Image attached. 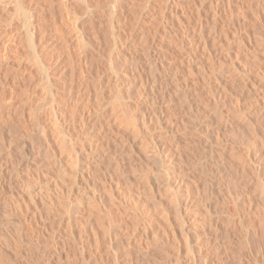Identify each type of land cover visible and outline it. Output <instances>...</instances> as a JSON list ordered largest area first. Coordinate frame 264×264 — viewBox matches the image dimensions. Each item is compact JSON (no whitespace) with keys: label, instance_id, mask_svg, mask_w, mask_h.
I'll list each match as a JSON object with an SVG mask.
<instances>
[{"label":"rangeland","instance_id":"1","mask_svg":"<svg viewBox=\"0 0 264 264\" xmlns=\"http://www.w3.org/2000/svg\"><path fill=\"white\" fill-rule=\"evenodd\" d=\"M139 3L137 15L140 14V18L137 20L126 19L113 28L107 22L100 25L79 20V30L83 27L85 32L84 43L78 45L74 32L67 38L70 49L60 43L58 51L63 48L61 52L68 59L67 71L71 65L74 67L66 74V79H52L58 85L54 83V91H59L63 85L59 91L61 95L58 94L59 101L52 102L43 95L47 80L38 67L30 66L29 59L34 60V55L25 40L18 41L15 49H19L12 52L18 58L3 62L0 59V85H4L0 86V93L6 92L1 94L2 97L0 95V175L3 176H0V238H3L0 239V264H115L112 252L106 250L109 238L103 237L107 231L105 222H108L105 217L112 208L115 212L120 210L116 216L113 211L108 214L117 219H112L113 223L116 221L114 224L117 225L121 221L122 232H128L123 237L124 233L117 229L120 234L116 232L114 235L125 238L133 234L135 237L130 250L134 249L128 256V259L133 258L126 264H264V114L252 112L259 106L256 103L264 104V0H175L176 5H168L165 0H140ZM215 10L220 14L216 16L221 19L219 24H224L225 28L223 26L220 30L218 24L217 31L219 29L220 32L207 37L210 42L205 55L197 53L195 68L188 69L181 62V52L177 51L181 38H186L188 32L197 33L195 30H198L200 21L212 24ZM209 27L206 32L210 31ZM193 37L189 35L187 40L193 42L196 39ZM70 38L74 39L71 41ZM144 42L148 44L144 46ZM192 44L186 47H195ZM82 45L90 52V63L85 73L79 66ZM148 45H152L153 53L164 63L160 71L169 68V63L176 68L173 71L176 70V76L181 80L178 78L179 82H175H181L188 92L186 100L193 104L191 109L186 107L183 111L180 107L181 98L178 95L174 97L175 89H172L169 79L165 80L170 84L168 86V83H163L164 79L153 85V81L147 79L148 75L142 72L152 56H149L151 51L149 55L145 53ZM133 52L138 58L131 54ZM68 54L75 59L72 61L66 56ZM15 62L19 63L18 67ZM135 62L137 69H134ZM26 64L33 68L29 69ZM7 69L12 73H8L9 78L5 80L3 76L6 74L3 73H7ZM252 78L260 88L251 86ZM160 88L162 93L158 92ZM169 89L174 94H170ZM13 91H17L16 94ZM6 96L9 102H4L8 100ZM99 98L104 99V103ZM54 104L59 110L56 113L60 116V124L66 127L67 132L61 146V141L55 140L58 137L46 115L45 108ZM152 110L156 111L155 115ZM130 113L142 119L143 114L149 113L155 119L150 117L148 120L154 122L158 115L163 119L159 130L152 131L153 136H158L155 141L159 146L164 141L166 143L169 136L178 139L172 145L176 146L173 148L174 164H179L175 166V175L180 172L182 176L180 199L187 202L183 216L175 210L177 200H174L173 188L166 185L165 176H149V168L158 170L153 160L160 147L153 149L155 144L150 133L136 136L134 128L124 121ZM148 125L153 127L150 122ZM43 130L48 133L49 150ZM63 144L65 151L62 150ZM74 144L80 152L90 150L106 157L102 158V164L92 166L83 178L79 177V185L86 188L94 200H84L82 205L76 206L71 213L76 222L68 225L64 198L68 197V189L76 185L72 182L64 186L57 183L58 174L47 169L46 160L55 148L56 154L66 162L67 149ZM162 160L166 161L163 157ZM178 166L182 168L180 171ZM115 167L121 173L116 172ZM21 180L32 187L25 188L19 183ZM94 192L95 195H91ZM121 212L126 216H121ZM119 213L121 215L117 216ZM91 223L100 228L94 229L98 233V247L91 248L88 240L86 254L90 257L84 260L80 253L86 245L84 237L90 236ZM81 224L89 226L88 230L84 231L86 225L83 227ZM70 229L74 232L72 236ZM104 230L105 235L102 234ZM123 241L126 242V238ZM123 241L118 244L120 248L115 245L125 255ZM116 246L114 249L117 250Z\"/></svg>","mask_w":264,"mask_h":264},{"label":"bare ground","instance_id":"2","mask_svg":"<svg viewBox=\"0 0 264 264\" xmlns=\"http://www.w3.org/2000/svg\"><path fill=\"white\" fill-rule=\"evenodd\" d=\"M139 1L140 0H0V59H2V62L3 61H5V60H10V59H12V58H14V57H17L18 58V56H14L13 55V50L14 51H17V49H19V48H16L15 49V47L18 45V41H21V40H25L26 42H27V44H28V46L33 50V55H34V60L33 59H31L32 61H30V59H29V63H30V66H34V67H38L42 72H43V74H44V78L47 80V86H46V88H45V94H43L44 96H46V98H48V99H51L52 100V102H56V100H58L59 101V96H58V94H60V92H61V88L63 87V85H62V87H60V89H59V91L56 89V91H54L55 90V88H53V86H54V83H53V80H57V79H55L56 77H58V78H61V79H63V77L65 78V76H66V74L67 73H69V72H72L71 70H73V67L74 66H72L71 65V67H70V71H67L68 70V65H67V63H66V57H65V55H64V53H62L63 52V48L62 49H60V51H58L59 50V48L61 47H59V45H60V43H63L64 45H63V47L65 46V48L66 49H68V47H69V49L71 48L70 46L71 45H69L70 43H68L69 42V40L67 39L70 35H68V34H70L71 32H74L76 35H75V37H76V40H78V45L80 44V46H81V44H83L84 43V40H85V32L82 30L83 29V27L82 28H80L81 29V31L79 30V26H78V21L79 20H81L82 22L84 21V22H87V21H89V22H98L100 25L102 24V25H104L105 24V22H107V23H109V25L111 24V27L113 28V25H116V24H120V23H123L126 19L128 20V19H130V18H134V20L136 19L137 20V18H140V14L139 15H137V12H138V10H140L139 8H140V3H139ZM143 2V1H142ZM156 2V1H155ZM165 2H167L168 3V5L169 4H173V5H176L175 4V0H165ZM229 2V1H228ZM148 3V2H147ZM144 4H145V2H144ZM170 5V7H172ZM147 6H148V4H147ZM142 7V6H141ZM168 8H169V6H168ZM238 8V7H237ZM172 9H174V8H172ZM171 9V10H172ZM176 9V8H175ZM178 9V8H177ZM140 12V11H139ZM220 16V14H219V11H217V10H215L214 11V17H213V23L211 24V22H210V24H208V22H199L200 24H198V30H195V32L196 31H198L197 33H194V31L191 33L190 32V34H189V32H188V34H187V37H189V35H194V37H196V39H194L193 40V42L192 41H188L187 40V37L186 38H181V41H180V47L178 48V50L177 51H180L181 52V59L183 60H181V62L182 63H184V65L185 66H187L186 68H188V69H193V68H195V66L194 65H196L197 64V62H196V60H195V56H196V54L197 53H200L201 52V55H203L204 54V51L208 48V46H209V42H210V38H207L208 36L210 37V35L212 34V33H216V32H220L219 31V29H218V31H217V28H218V26L220 25L219 24V22H221L220 20L221 19H218L216 16ZM234 19V18H233ZM139 21V20H138ZM81 22V23H82ZM80 23V24H81ZM96 23H94V24H96ZM106 23V24H107ZM91 25H92V23H90ZM89 24V25H90ZM219 24V25H218ZM97 25V24H96ZM122 25V24H121ZM226 25V24H225ZM84 27H85V25H83ZM87 26V25H86ZM93 26V25H92ZM95 26V25H94ZM93 26V27H94ZM208 26H211V27H209V28H211L210 29V31L209 32H206V28ZM224 26V24H222V26L220 25L219 27H220V30L222 29V27ZM91 27V26H90ZM174 27V26H173ZM108 28V27H107ZM224 28H225V26H224ZM87 29V28H86ZM89 29V28H88ZM94 29V28H93ZM105 29V28H104ZM178 29V28H177ZM95 30V29H94ZM99 30V29H98ZM102 30H103V28H102ZM114 30V29H113ZM170 30V29H169ZM173 30H174V28H173ZM172 29L170 30V32L171 31H173ZM209 30V29H208ZM119 31V30H118ZM175 31V30H174ZM174 31H173V33H174ZM178 31H179V29L176 31L177 33H178ZM91 32V31H90ZM170 32H168V33H170ZM181 32V31H180ZM224 32H225V30H224ZM96 33H97V31H96ZM95 33V34H96ZM87 34H88V31H87ZM110 34V33H109ZM115 34L116 33H114V36H115ZM217 34V33H216ZM235 34V33H234ZM98 35H99V33H98ZM110 35H112V34H110ZM147 35V34H146ZM215 35V34H214ZM214 35H213V37H214ZM117 36V35H116ZM145 36V35H144ZM167 36V35H166ZM176 36V35H175ZM174 36V37H175ZM179 36V35H178ZM264 36V35H263ZM262 36V38H264ZM74 37V36H73ZM173 37V38H174ZM181 37V36H180ZM192 37V36H191ZM190 37V38H191ZM193 37V38H194ZM212 37V36H211ZM217 37V36H216ZM78 38V39H77ZM143 38V37H142ZM170 38V37H169ZM71 39V38H70ZM74 39V38H73ZM73 39H71V41L73 40ZM120 39V38H119ZM118 39V40H119ZM146 39H148V38H146ZM172 39V38H171ZM217 38H215V40H216ZM143 40V39H142ZM179 40V39H178ZM211 40H213V39H211ZM215 40H213V41H215ZM262 40H264V39H262ZM70 41V42H71ZM170 41V40H169ZM175 41V40H174ZM86 42H87V39H86ZM119 42V41H118ZM150 41H148V43H149ZM22 43V42H21ZM97 43H99V42H97ZM147 43V44H148ZM170 43H171V41H170ZM174 43V42H173ZM191 43H193L191 46H195V47H192V48H190V47H186L187 45H189V44H191ZM143 44V43H142ZM145 42H144V46H145ZM146 44V45H147ZM150 44V43H149ZM211 44V43H210ZM77 45V46H78ZM86 45V44H85ZM118 45V44H117ZM19 46H20V44H19ZM26 46V45H25ZM79 46V47H80ZM83 47L82 48H84V45H82ZM149 46V45H148ZM27 47V46H26ZM112 47H115L114 45L112 46ZM111 47V48H112ZM147 47V46H146ZM145 47V53H147L148 54V52H152V54L151 53H149L148 55L149 56H151V57H149L147 54H145V55H147V57H149V62L150 63H148L147 65H143L144 67H143V73L144 74H146V75H148L147 77V79H150V81H153V85H154V83L155 82H158V81H161V79H164L163 80V83H168V82H166L167 81V79H169V82L171 81L172 83H171V86H172V89L174 90L175 89V95H174V97L176 96V95H178V98H179V96H180V98H181V103L179 104L180 105V107L183 109V111H184V109L186 108V107H190V108H186V109H191L192 107H193V104H190L187 100H186V94L188 93V92H186L184 89H183V87H182V85H181V82L180 83H176L175 81H178L179 82V80H178V78L179 77H177L176 76V70L175 71H173L174 69H176V68H174V66H173V64H170L169 62V68L167 67V68H165L164 69V71H160V70H163V68L161 69L160 68V66L162 67V65L164 64V63H162V62H160V60H159V58L158 57H156V55L153 53V51H154V49H153V47H152V45L151 46H149L148 48H146ZM257 47V46H256ZM24 48V47H23ZM82 48H80L79 50L81 51L80 53H79V62H80V69H82L81 70V72H83V73H85L86 72V70H87V64H88V62L90 61H88V56H89V54H88V52H87V49L85 50V48L84 49H82ZM27 49V48H26ZM177 49V48H176ZM256 49V48H255ZM61 50H62V52H61ZM22 51V50H21ZM70 51V50H69ZM118 51V50H117ZM262 51H264V50H262ZM65 52H67V51H65ZM175 52H176V50H175ZM255 52H257V51H255ZM90 53V52H89ZM209 53V52H208ZM15 54V53H14ZM18 53L16 52V55H17ZM21 54V53H20ZM67 54V53H66ZM120 54V53H119ZM122 54V53H121ZM133 56H135V57H137V55H136V53L135 52H133V53H131ZM130 54V55H131ZM69 55V54H68ZM68 55H66L67 57H70V55L72 56V54H70L69 56ZM111 55V54H110ZM205 55V54H204ZM116 56H118V55H116ZM120 56V55H119ZM229 56V55H228ZM24 57V56H23ZM134 57V58H135ZM20 58V57H19ZM71 58V57H70ZM138 58V57H137ZM14 59H16V58H14ZM13 59V61H15ZM75 59V58H74ZM74 59H72L71 58V60L73 61ZM113 59V58H112ZM22 60V59H21ZM21 60L19 61V62H21ZM110 60V59H109ZM114 60H116L115 58H114ZM140 60V59H139ZM12 61V60H11ZM28 61V60H27ZM67 61H68V59H67ZM71 61V62H72ZM111 61V60H110ZM17 62V61H16ZM15 62V64H17L16 66L18 67V64L19 63H16ZM26 62V61H25ZM121 62V61H120ZM137 62V61H136ZM136 62L134 63L135 64V66L134 67H136ZM27 63V62H26ZM70 63V62H69ZM90 63V62H89ZM147 63V62H146ZM167 63V64H168ZM1 64V63H0ZM70 64H73V63H70ZM69 64V65H70ZM74 64H75V62H74ZM139 64V63H138ZM183 65V64H182ZM23 66V65H22ZM26 66H28V68H29V65H27L26 64ZM114 66H118V65H114ZM176 66V65H175ZM123 67V66H122ZM13 68L14 67H12V70H13ZM33 67H30L29 69H32ZM112 68V67H111ZM117 68V67H116ZM15 69V68H14ZM18 69V68H17ZM35 69V68H34ZM37 69V68H36ZM134 69H137V67L136 68H134ZM160 69V70H159ZM1 70V69H0ZM12 70H8L7 69V73H3V74H6V75H4L3 77V79H5V80H8V73H10ZM23 70V69H22ZM20 71V70H19ZM18 71V72H19ZM75 71V70H74ZM74 71H73V73H74ZM140 71V70H139ZM258 71H260V75H262V73H261V70H258ZM263 71V70H262ZM2 72H3V70H2ZM6 72V71H5ZM76 72V71H75ZM12 73V72H11ZM142 73V74H143ZM13 74H15V73H13ZM22 74V73H21ZM72 74V73H71ZM142 74H141V76H142ZM258 74V75H259ZM17 75V74H16ZM73 75H75V74H73ZM256 76H257V74H255ZM69 76V75H68ZM71 76V75H70ZM140 76V75H139ZM145 76V75H144ZM11 77V76H10ZM16 77V76H15ZM21 77V76H20ZM143 77V76H142ZM0 78H2V77H0ZM14 78V77H13ZM70 78H72V77H70ZM69 78V79H70ZM145 78V77H144ZM22 78H20L19 80H21ZM53 79V80H52ZM66 79V78H65ZM146 79V80H147ZM152 79V80H151ZM180 79V78H179ZM4 80V81H5ZM16 80V79H15ZM60 80V79H59ZM70 80H72V79H70ZM166 80V81H165ZM181 80V79H180ZM10 81V80H9ZM14 81V80H13ZM58 81V80H57ZM73 81V80H72ZM71 81V82H72ZM11 82V81H10ZM22 81H20V83H21ZM63 82L65 83L66 82V80H63ZM69 82V81H68ZM133 82V81H132ZM147 82V81H146ZM2 83H4V82H2ZM13 83V82H12ZM60 83V82H59ZM58 83V84H59ZM118 83V82H117ZM149 83V82H148ZM162 82H160V84L162 85L163 84ZM18 84V83H17ZM56 85H57V83H55ZM62 84V83H61ZM152 84H150L151 86H152ZM159 84V83H158ZM157 83H156V86L158 85ZM160 84H159V87H160ZM183 84V83H182ZM251 86H253V88H260V85L257 83V82H255V80H253V78H252V80H251ZM5 85H7L8 86V84H5ZM10 85V84H9ZM14 85H16V84H14ZM146 85V84H145ZM164 85V84H163ZM168 85H170L169 83L167 84V86ZM185 85V84H184ZM0 86H4V85H0ZM7 86H5V87H7ZM45 86V85H44ZM58 86V85H57ZM113 86H114V84H113ZM112 86V87H113ZM147 86V85H146ZM167 86H166V88H167ZM4 87V88H5ZM9 87H11V86H9ZM14 87H17V86H14ZM18 87H20V86H18ZM65 87V86H64ZM69 87V86H68ZM116 86H114L113 88H115ZM163 87V86H162ZM2 88V87H1ZM153 88V87H152ZM164 88V87H163ZM165 88V89H166ZM184 88L186 89V87L184 86ZM3 89V88H2ZM5 89H8V88H5ZM12 89V88H11ZM54 89V90H53ZM13 90V89H12ZM15 90H18V89H16L15 88ZM63 90V89H62ZM70 90H71V88H70ZM111 90V89H110ZM153 90V89H152ZM159 90H161V88L159 89ZM163 90V89H162ZM162 90L161 91H158V92H161L162 93ZM170 90V94H172L173 92H172V90L171 89H169ZM0 91H1V89H0ZM9 91H10V89H9ZM69 91V90H68ZM3 92V91H2ZM7 92H8V90H7ZM11 92V93H10ZM9 92V95H10V98H11V100H13L12 99V97L11 96H13L12 95V91H10ZM13 92H15V94H16V92L17 91H13ZM64 92H66V90H64ZM63 91H62V93H64ZM143 92V91H142ZM6 93V92H5ZM4 93V94H5ZM19 93V92H18ZM69 93H71V92H69ZM164 93V92H163ZM1 94H3V93H0V95ZM3 94V95H4ZM14 94V93H13ZM66 94V93H65ZM168 94V93H167ZM167 94H165L166 96H167V98L169 97V94L167 95ZM174 94V93H173ZM8 95V96H9ZM61 95V94H60ZM68 95V94H67ZM139 95L141 96V92L139 93ZM162 95V94H161ZM188 95V94H187ZM8 96H6V99H8L7 101H4V102H9V98H7ZM16 96V95H15ZM1 97H2V95H1ZM62 97L64 98L65 96H63L62 95ZM71 97V96H70ZM102 97V96H101ZM114 97V96H113ZM154 97V96H153ZM160 97H162V96H160ZM159 97V98H160ZM4 98V97H3ZM14 98V97H13ZM98 98V97H97ZM103 98V97H102ZM158 98V99H159ZM61 99V98H60ZM99 99H101V98H99ZM155 99H157V98H155ZM62 101H63V99H61ZM70 100V99H69ZM102 100V99H101ZM104 100V99H103ZM103 100L101 101V103L103 102ZM106 100V99H105ZM2 101V100H1ZM46 101V100H45ZM61 101V102H62ZM66 101V100H65ZM100 103V102H99ZM104 103V102H103ZM51 103H49V105H50ZM256 104H258L259 106H257V107H254L253 109H252V112H253V114H256L257 112H262L263 114H264V104H263V106H261L259 103H256ZM256 104H253V105H256ZM45 105V104H44ZM47 105H48V103H47ZM102 105V104H101ZM252 105V106H253ZM46 106V105H45ZM57 106H56V104H54V105H51V106H49V107H46L45 109H46V115L48 116V118H49V120L51 121V124H52V126H53V129H54V131H55V136H57L56 138L57 139H55L57 142L60 140L61 142H60V145L59 146H61V144H62V142L64 143L65 141H64V139H65V137L67 136V132H66V127L64 128V127H62L61 126V124H60V119H59V115H57L58 113H56V112H58L57 111V109L58 108H56ZM84 107V106H83ZM160 107V106H159ZM60 108V107H59ZM62 108V107H61ZM163 108V107H162ZM64 109H65V106H64ZM63 109V110H64ZM159 109V108H158ZM84 110V109H83ZM153 112H154V110H152ZM159 111V110H158ZM191 111V110H190ZM72 112V111H71ZM76 112V111H75ZM153 112H151V113H153ZM156 112V111H155ZM153 113L154 115L156 114V113ZM192 112V111H191ZM38 113V112H37ZM84 113V112H83ZM129 113V112H128ZM150 113V112H149ZM143 114V119L139 116V115H135V114H128V115H126L125 116V122H128V124H130L133 128H134V131L136 132V136H143V135H145V134H147V133H150V137H151V139L154 141V146L153 145H151V146H153V149L154 148H156L157 146H159L158 144H157V141H155L156 139H157V137L158 136H153V133H152V131H155V130H159V127H160V125L161 124H163V119L162 118H160L159 117V115H158V113H157V120L154 122L153 120H148L150 117H153V116H151L150 114ZM64 114V113H63ZM62 114V115H63ZM76 115V114H75ZM125 115V114H124ZM15 116V115H14ZM33 116V115H32ZM39 117V116H38ZM72 118V117H71ZM154 118V117H153ZM66 119V118H65ZM75 119V118H74ZM82 119H83V115H82ZM81 119V120H82ZM155 119V118H154ZM10 120V119H9ZM86 120V119H85ZM85 122V121H84ZM150 122V124L151 125H153V127L151 128V126H149L148 125V123ZM93 124H95V123H93ZM165 125V124H164ZM167 125V124H166ZM64 126V125H63ZM172 126V124L170 125V127ZM169 127V128H170ZM43 128H45V127H43ZM46 129V128H45ZM67 129H68V127H67ZM166 129V128H165ZM171 129V128H170ZM71 130V129H70ZM69 130V131H70ZM169 130V129H168ZM171 130H173V128L171 129ZM44 132V139H46V144H47V149L49 150V143H50V140L48 141V133L46 132V130H43ZM72 132V131H71ZM169 132V131H168ZM173 132V131H172ZM80 133V132H79ZM83 133V132H82ZM72 134V133H71ZM84 134H86L85 132H84ZM69 135V134H68ZM73 135V134H72ZM146 136V135H145ZM73 138H75V137H73ZM78 138V137H77ZM81 138V137H80ZM175 137L174 136H169L168 138H166V141L168 142V145L166 146V143H165V141L164 142H162V146H159L160 148L158 149V151L155 149V151H157V153L156 152H153V153H156V155L154 156L155 157V159L153 160L154 161V163H155V166L157 165L158 166V170H156V168L153 170V169H150L149 168V170H147L148 171V173H149V171H150V174H149V176L151 177H155V176H157V175H163V176H165V178H166V185H168V186H171L172 188H173V190H174V200H177V202H176V207H175V210L178 212V215H180V216H183V208H184V204H187V202H185L184 200H181L180 199V194L179 193H181L180 192V188L182 187V176H181V174H180V172H178V174H176L175 175V173H177V171H175L176 169H175V166H177V165H179V164H177V165H175L174 164V159L173 158H175V157H173L174 155H173V153H174V149L173 148H175L173 145H172V142L174 143L175 141H176V139H174ZM59 139V140H58ZM79 139V138H78ZM83 138H81L80 140H82ZM74 140V139H73ZM178 140V139H177ZM68 141V140H67ZM78 142V141H77ZM152 142V141H151ZM53 143V142H52ZM56 143V142H55ZM147 143H149V142H147ZM153 143V142H152ZM176 143V142H175ZM69 144V143H68ZM76 145H77V143H76ZM76 145L74 144L73 146H71L69 149H67L68 150V160H66V162L65 161H63L61 158H60V155H57L56 154V149L54 148V150H53V152H52V156L50 157L48 154H46V155H48L50 158H48L47 160H46V165H48V167H47V169L49 170V169H51V170H53V171H55L56 172V174H58L57 176H58V180H57V183H59V184H61L62 186H64L63 184H65V183H69V182H72V184L73 185H76V186H71V188H66V190L68 189L70 192H66V196H67V193H68V197H66L65 195V197L66 198H64V196H62L66 201H65V203H66V214H67V217H66V220L68 221L67 223H68V225H73V223L74 222H76V221H74V219H73V216H72V214L71 213H73V211H75V209H76V206H80V205H82V203H84V200L86 201V202H89V200L90 199H92V198H94V197H90V195H88V191H87V189L86 188H83V187H81L79 184H81L80 182H79V177L80 178H83L84 177V175H85V173H88L90 170H91V167L92 166H97V165H99L100 163H101V160H102V158L104 157H106V155L104 156L103 155V157H102V153L100 154V152H98V154H95V153H93V152H90V150H85L84 151V149L82 150V152H80L79 150H78V148L76 147ZM50 146H52V145H50ZM64 146H65V144H63V149L62 150H64L65 151V149H64ZM173 146V147H172ZM61 147V148H62ZM67 147H65V148H67ZM162 147V148H161ZM51 148V147H50ZM152 151H154V150H152ZM50 152V151H49ZM67 152V151H66ZM95 152H96V149H95ZM47 153V152H46ZM105 153V152H104ZM50 154V153H49ZM46 155H45V157H46ZM177 155V154H176ZM114 156V155H113ZM112 156V157H113ZM117 157H119V156H117ZM117 157H114V158H117ZM162 157L166 160V161H164V160H162ZM177 157V156H176ZM103 158V159H104ZM114 158H112V159H114ZM120 158V157H119ZM46 159V158H45ZM106 160V159H105ZM105 160H103V161H105ZM170 160V161H169ZM45 161V160H44ZM153 161H151V163H153ZM169 161V162H168ZM109 162H110V160H109ZM117 162H119L118 160H117ZM121 163H123L122 161H121ZM153 163V164H154ZM102 164V163H101ZM103 164H105V163H103ZM108 164H110V163H108ZM115 164H116V162H115ZM153 164H151L150 165V167L152 166L153 167ZM112 165V164H111ZM121 165V164H120ZM123 165V164H122ZM173 165V166H172ZM116 166V165H115ZM117 166H119L118 164H117ZM116 166V167H117ZM149 166V165H148ZM156 166V167H157ZM101 167V166H100ZM99 167V168H100ZM111 167V166H110ZM109 167V168H110ZM114 167V166H113ZM115 167V168H116ZM146 167H147V165H146ZM182 167V166H181ZM93 168V167H92ZM102 168V167H101ZM178 168H179V170L178 171H180L181 169H180V166H178ZM177 168V169H178ZM114 169V168H113ZM117 169V168H116ZM175 169V170H174ZM95 170H101V169H96L95 168ZM111 170H112V168H111ZM118 170L119 169H117V171L116 172H118ZM183 171V170H182ZM115 171L113 172L114 174L116 173ZM118 173H121V171H119ZM204 173V172H203ZM3 174H4V172H3ZM2 174V175H3ZM9 174H11L12 175V173H9ZM117 174V173H116ZM183 174V173H182ZM148 175V174H147ZM1 176V175H0ZM148 176V177H149ZM1 177H3V176H1ZM4 177H6V176H4ZM29 178V177H28ZM27 178V179H28ZM23 179V178H22ZM25 179V178H24ZM158 178H155V180H157ZM4 180V179H3ZM26 180V179H25ZM25 180H23L24 181V184H22L23 183V181L22 182H19V183H21V185H24L25 186V188H31V187H29L30 186V184L29 183H27ZM30 182V181H29ZM84 185V184H83ZM62 195V194H61ZM91 195H95V192L93 193V194H91ZM61 197V198H62ZM62 200V199H61ZM92 200H94V199H92ZM96 201V200H95ZM94 201V202H95ZM187 201V200H186ZM185 202V203H184ZM91 204L93 203V202H90ZM48 204V203H47ZM91 204H89L88 205V208H89V206L91 205ZM87 205V204H86ZM93 205V204H92ZM96 205V204H95ZM115 205H117V207H118V203L116 204L115 203ZM120 205V204H119ZM121 205H123V204H121ZM83 206H84V204H83ZM98 206V205H97ZM96 206V207H97ZM112 206H113V204H112ZM49 207V206H48ZM50 207H52V206H50ZM110 207V206H109ZM114 207V206H113ZM116 207V206H115ZM114 207V208H115ZM116 207V208H117ZM122 207V206H121ZM185 207H186V205H185ZM93 208H94V206H93ZM93 208H92V210H93ZM97 209V208H96ZM50 210V209H49ZM64 210V209H63ZM85 210V209H84ZM86 210H88L89 211V209H86ZM90 210H91V208H90ZM95 210V209H94ZM94 210H93V212L92 213H94L95 214V212H94ZM107 210V209H106ZM110 210V209H109ZM118 210V209H117ZM52 211V210H51ZM83 211V210H82ZM108 211V210H107ZM114 212L115 213V216H116V212H118V211H120V210H118V211H116L115 212V210H113V208L111 209V212ZM122 211V210H121ZM128 211V210H127ZM127 211L125 212V213H127ZM54 212V211H53ZM63 212V211H62ZM84 212V211H83ZM82 212V213H83ZM105 212V211H104ZM111 212H109L108 211V213H107V217H105L106 219H107V221L108 222H105V227H106V223H107V231H106V233H105V230L103 231V235H105V236H103V237H108L109 239V244H108V249H106L109 253H111L112 252V260H114V261H112V262H115V264H126V262H127V260H128V262L130 261V259L131 258H133V257H131V258H129L128 259V256L130 257L131 256V250H133V249H131L130 250V248H132L131 246V244H132V242H134V239H135V237H133V234H128V237H125L126 238V242L125 241H123V239H125V238H123L125 235H127V233L125 234L124 232H126V230L124 231V232H122V229H123V226H120L119 225V223L121 222H119L117 225H119V226H117L116 224H114L113 223V221L114 220H117V219H113V218H111L108 214L110 213V215H111ZM122 213V215L119 213V215H117V216H124V214L125 213H123V212H121ZM90 215H92L91 213H89ZM98 214V213H97ZM100 214H102V213H100ZM113 214V213H112ZM62 215V214H61ZM87 215V214H86ZM129 215V214H128ZM105 216H106V212H105ZM126 216V215H125ZM124 216V217H125ZM7 217V216H6ZM89 217V216H88ZM102 217H104V216H102ZM63 218V217H62ZM118 218V217H117ZM122 218V217H121ZM7 219V218H6ZM9 219V218H8ZM78 219V218H77ZM88 219H90V217L88 218ZM97 219V218H96ZM112 219H113V221H112ZM124 219V218H123ZM126 219V218H125ZM124 219V220H125ZM103 220H104V218H103ZM122 220V219H121ZM123 220V221H124ZM92 222H93V219L91 220ZM105 221V220H104ZM122 221V224H124V222ZM58 222V221H57ZM87 222V221H86ZM89 222V221H88ZM96 222H98V220L97 221H95V223ZM126 222H128V221H126ZM7 223V222H6ZM11 223V222H10ZM94 223V224H95ZM104 223V222H103ZM132 223V222H131ZM131 223H130V225H131ZM59 225L60 224H62V221L60 222V223H58ZM92 224V223H91ZM97 224V223H96ZM95 224V225H96ZM58 225V226H59ZM82 225V224H81ZM86 225V224H85ZM84 225V226H85ZM103 225V227H104V224H101V226ZM126 225V224H125ZM128 225V224H127ZM64 226V225H63ZM67 226V225H66ZM83 226V225H82ZM83 226V227H84ZM97 226V225H96ZM96 226H94L93 224L90 226L91 228V233H90V231H88L89 233H90V236L89 237H84V238H86V245H84L83 246V248H82V250H81V257H82V259H84V260H88L89 259V255L88 254H86V253H88L87 252V248H88V246H89V244H90V247L91 248H93V246H95L96 245V247H98V238H97V230L98 229H100V228H96ZM99 226V225H98ZM97 226V227H98ZM88 227L89 226H85L84 227V231H85V229H86V231L88 230ZM59 228V227H58ZM97 229L96 231L94 230V229ZM122 228V229H121ZM127 228V227H126ZM128 228H131L130 226L128 227ZM127 228V229H128ZM135 228H137V227H135ZM150 228V227H149ZM104 229V228H103ZM102 229V230H103ZM106 229V228H105ZM117 229H121L120 231L122 232L121 234H123L124 233V235H123V237L122 236H118V235H114V233H116V232H118V230ZM134 229V228H133ZM139 229V228H138ZM56 230V229H55ZM129 230V229H128ZM135 230V229H134ZM137 230V229H136ZM3 231H5V230H3ZM2 231V232H3ZM54 231V230H53ZM1 232V233H2ZM10 232V231H9ZM69 232H70V235L72 236L73 235V233L74 232H72V230L70 229L69 230ZM88 232H86V235H89L88 234ZM102 232V231H101ZM131 232V231H130ZM140 232V231H139ZM144 232H145V229H144ZM5 234H7L6 232H4ZM54 233V232H53ZM105 233V234H104ZM119 233V232H118ZM117 233V234H118ZM132 233H134L133 232V230H132ZM100 234V233H99ZM102 234L100 235V236H102ZM120 234V233H119ZM146 234V233H145ZM70 235H69V237H70ZM138 235V234H137ZM136 235V236H137ZM85 236V235H84ZM135 236V235H134ZM140 236V235H139ZM146 237V236H145ZM2 238V237H1ZM0 238V239H1ZM147 238V237H146ZM3 239V238H2ZM8 239V238H7ZM11 239V238H10ZM100 239H102V238H100ZM105 239V238H104ZM88 240H89V244H88ZM144 240V239H143ZM147 240V239H146ZM145 240V241H146ZM70 241H73V239L72 240H70ZM106 241V240H105ZM123 241V243L125 242V245H122V247L123 246H125V255H124V251H121V250H118L119 248H120V245H118L119 243L120 244H122L121 242ZM49 243V242H48ZM100 243V242H99ZM50 244V243H49ZM118 245V247L116 246V245ZM137 244H139V243H137ZM142 244H143V242H142ZM142 244H140V246L142 245ZM74 245V244H73ZM80 245V244H79ZM115 246H116V248H117V250L116 249H114L115 248ZM49 247V246H48ZM104 247H106V246H104ZM122 247H121V249H122ZM134 247V246H133ZM143 247V246H142ZM95 248V247H94ZM124 248V247H123ZM47 249V248H46ZM89 249V248H88ZM96 249V248H95ZM95 249H93V250H95ZM129 251H128V250ZM97 250V249H96ZM122 250H124V249H122ZM97 251H99V250H97ZM139 251V250H138ZM96 252V251H95ZM95 252H94V254H95ZM106 252V251H105ZM129 252V253H128ZM177 252H179V250L177 251ZM91 252H89V254H90ZM102 253H103V251H102ZM99 255V254H98ZM101 255V254H100ZM109 255V254H108ZM92 256V255H91ZM133 256V255H132ZM94 257V256H93ZM93 259V258H92ZM92 259H91V261H92ZM106 259V258H105ZM110 259H111V257H110ZM94 260V259H93ZM83 261V260H82ZM111 261V260H110ZM132 262V261H131ZM130 262V263H131ZM95 263V262H94ZM154 263V262H153ZM156 263V262H155ZM154 263V264H155ZM129 264V263H128ZM132 264V263H131ZM152 264V263H151Z\"/></svg>","mask_w":264,"mask_h":264}]
</instances>
